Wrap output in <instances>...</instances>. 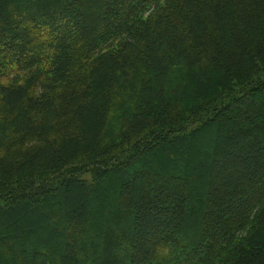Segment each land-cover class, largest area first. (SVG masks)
Listing matches in <instances>:
<instances>
[{"label":"trees","instance_id":"16d2710c","mask_svg":"<svg viewBox=\"0 0 264 264\" xmlns=\"http://www.w3.org/2000/svg\"><path fill=\"white\" fill-rule=\"evenodd\" d=\"M0 264H264V0H0Z\"/></svg>","mask_w":264,"mask_h":264}]
</instances>
